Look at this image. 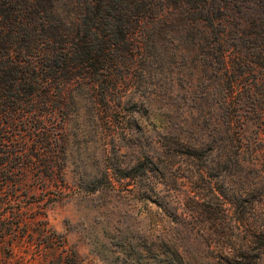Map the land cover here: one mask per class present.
<instances>
[{
    "label": "rangeland",
    "instance_id": "374dc122",
    "mask_svg": "<svg viewBox=\"0 0 264 264\" xmlns=\"http://www.w3.org/2000/svg\"><path fill=\"white\" fill-rule=\"evenodd\" d=\"M196 33L179 28L175 47L162 49L179 57L126 68L109 121L101 92L84 82L71 90L66 197L28 185L26 208L81 264H226L227 240L264 228V121L237 131L221 67L200 62ZM59 253L26 243L16 262L54 264ZM0 264H11L1 241Z\"/></svg>",
    "mask_w": 264,
    "mask_h": 264
},
{
    "label": "trees",
    "instance_id": "16d2710c",
    "mask_svg": "<svg viewBox=\"0 0 264 264\" xmlns=\"http://www.w3.org/2000/svg\"><path fill=\"white\" fill-rule=\"evenodd\" d=\"M184 26L197 31L200 62L220 65L237 131L264 121V0H0V241L11 264H31L16 262L26 243L39 255L60 251L54 264H81L45 220L28 216L26 187L55 186L49 200L66 197L58 183L65 184L72 88L84 82L101 92L109 121L118 77L127 81L136 60L179 57L162 49L175 47ZM225 245L226 264H264V228Z\"/></svg>",
    "mask_w": 264,
    "mask_h": 264
}]
</instances>
